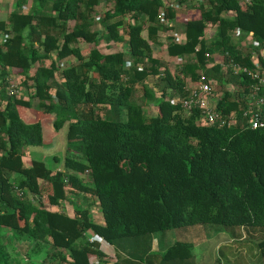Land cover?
I'll list each match as a JSON object with an SVG mask.
<instances>
[{
    "label": "trees",
    "instance_id": "16d2710c",
    "mask_svg": "<svg viewBox=\"0 0 264 264\" xmlns=\"http://www.w3.org/2000/svg\"><path fill=\"white\" fill-rule=\"evenodd\" d=\"M108 1L98 17L101 0H15L0 19V96L8 101L0 108V232L13 238L0 236V264H37L31 254L41 264H96L93 258L107 264L90 233L113 249L114 264H199L192 243L177 241L158 253L150 241L155 233L197 225L222 227L232 243L253 234L264 255V130L247 124L238 94L226 93L218 105L223 114L237 112L230 128L203 125L197 112L187 116L172 101L175 94L184 98L186 83L208 65L240 86L246 75L225 72L223 64L254 69L257 61L264 69V0L201 4L199 18L185 23V43L169 41V58L190 60L177 74L154 56L153 45L177 19L173 5L186 0ZM210 26L216 33L208 39ZM103 41L121 49L102 53ZM69 59L76 63L64 67ZM10 71L24 77L28 100L8 95ZM152 76L160 80V97L149 86ZM139 87L142 103L135 99ZM149 104L159 108L155 117L145 113ZM102 106L110 118L98 115ZM29 110L56 116L58 131L69 122L64 170L24 163L27 148L45 143L41 121H24ZM123 111L125 120L112 119ZM81 196L96 200L103 223L81 205L73 216L61 210Z\"/></svg>",
    "mask_w": 264,
    "mask_h": 264
},
{
    "label": "rangeland",
    "instance_id": "374dc122",
    "mask_svg": "<svg viewBox=\"0 0 264 264\" xmlns=\"http://www.w3.org/2000/svg\"><path fill=\"white\" fill-rule=\"evenodd\" d=\"M109 5L110 3L108 0H101L100 6L97 8V16L99 17L104 12H106V10L109 8ZM14 8L15 0H0V19L6 20L8 15ZM199 16L200 13L198 7L187 8L184 11L177 12V19L174 22L173 27L168 31H161L158 36V39L160 40V42L158 41L159 44L153 45L154 56L158 58L173 74H177L180 71V65L176 59L169 58L167 55V47L169 45V41L173 40L176 44L183 43L186 21L197 19L199 18ZM95 29H97L98 31H103V29L99 26ZM215 33L216 29L210 26L206 30V37L210 39L215 35ZM145 36L147 35L145 34ZM1 41L2 39L0 38V42ZM248 43L250 42L247 41L246 45ZM118 48L119 46L115 45L108 46L104 41L99 46V50L105 54ZM83 49V55L87 57L90 53V48L85 46ZM186 61L190 62V60ZM221 61H223V57H217V62L221 63ZM61 63L64 67H67L69 65L75 64L76 62L73 59H69ZM44 65L49 66L50 61L45 62ZM213 67V64L208 65L204 71H201L199 73H204V75L206 74L210 79H212L214 83L220 88V93L222 94L227 85L233 83L228 82L225 75L220 77L221 75L215 73L214 70H212ZM34 69L35 68L33 67L30 74L34 72ZM9 78L10 83L16 88L17 91L20 92L18 97H20L22 100H28V89L27 87L23 86V82L25 81L24 77L20 76L17 72L10 71ZM57 80H60V77H57ZM160 85L161 83L158 79V76H152L150 78L149 86L150 88L155 90L156 95L159 97L161 96V94L159 93ZM190 87L191 82L188 81L186 83V89H190ZM52 94H54V90H52ZM171 94L173 93L169 91L167 94V98H170ZM142 95V87H139L136 91L135 99L140 101ZM182 99L183 97L178 94H175L172 97V101L176 104H181ZM142 102L143 101L141 100L140 103ZM7 103L8 101L5 99V97L0 96V108H4ZM37 103L38 102L34 100L33 106H36ZM25 113V122L34 123L37 120L41 121L45 135V143L42 146H31L27 148L24 155V162L27 164L32 160H39L43 161L51 170L63 169L65 158L71 155L67 150L66 138L69 122H67L65 126L58 131L54 127L56 116L46 115L42 113L37 114L34 110L25 111ZM97 113L99 116L104 118H110L112 115V112L110 111L108 106L98 107ZM145 113L148 117H155L159 113V108L156 105L149 104L145 108ZM112 119L117 121L125 120V112L123 111L119 115H113ZM67 173L71 174V172L68 170ZM81 178L85 182L90 181V179L86 176H82ZM41 201L46 208L50 210H58V208L50 207L46 199ZM72 204H75L76 206L81 205L83 208H85L87 211V217L95 223H103L99 205L97 206V203L93 198L81 196L76 197L74 201L69 198V200L63 203L61 210L71 213ZM0 236H3L8 240L13 239L10 232L6 230H1ZM152 240L153 249H155L156 252L165 251L169 246L177 241L192 243L194 245V253L199 264H264V255L258 248V244L260 241L258 240L257 236L252 234L247 240L236 241L232 243L229 238V234L226 235V232L222 230V227L209 225L182 227L167 231L165 233H155L154 235H152L150 241L152 242ZM221 246L223 248L221 252H219V248ZM16 248H18V252L23 253L22 249L24 248V245ZM103 248L106 250L108 256L107 264H114L115 255L110 249V246H103ZM25 258L28 259L29 257H25L24 255L23 261H25ZM31 260L33 263L41 264V259L33 256L32 254L30 255V261Z\"/></svg>",
    "mask_w": 264,
    "mask_h": 264
},
{
    "label": "built area",
    "instance_id": "2783aa9c",
    "mask_svg": "<svg viewBox=\"0 0 264 264\" xmlns=\"http://www.w3.org/2000/svg\"><path fill=\"white\" fill-rule=\"evenodd\" d=\"M206 0H186L185 5L174 4L176 12H181L187 8L199 7ZM253 0H241L242 6H249ZM176 21V20H175ZM175 21L167 22V27L171 29ZM242 35L241 31L234 33L235 38ZM247 41H253V34H249ZM185 43V38L184 42ZM183 43H180L183 44ZM179 44V43H177ZM180 67L188 62V58H176ZM254 69L241 67L234 63L223 64L222 68L225 72L230 71L234 75H246V84L244 86L228 84L224 92L220 93V88L206 75L200 74L195 82L191 81L190 89H186V96L182 99L181 107L185 115H192L194 112L199 114L200 123L206 126H218L219 128H230L237 123V112L223 114L219 111L218 105L225 97L226 93L238 94L241 99L238 100L240 109L250 128L254 130H264V69L254 61ZM126 68L130 69L131 64L127 62ZM19 91L11 84L8 89V95L15 97L19 95ZM90 243H99L101 249L106 253L103 246L108 247L99 236L90 234L87 236ZM98 264V261L93 260Z\"/></svg>",
    "mask_w": 264,
    "mask_h": 264
},
{
    "label": "crops",
    "instance_id": "0c3cea01",
    "mask_svg": "<svg viewBox=\"0 0 264 264\" xmlns=\"http://www.w3.org/2000/svg\"><path fill=\"white\" fill-rule=\"evenodd\" d=\"M174 59H176V58H174ZM24 161H25V159H24ZM25 163V162H24ZM31 163V162H30ZM30 163H25L26 165H30ZM60 170V169H59ZM96 201V200H95ZM97 203V202H96ZM97 206H98V203H97ZM75 208H76V205L75 204H72V207H71V213L70 212H66L68 215H70V216H73L74 215V210H75ZM99 224H101V223H99ZM91 234V233H90ZM90 234H88V235H90ZM87 235V236H88ZM173 245V244H172ZM171 245V246H172ZM170 247V246H169ZM152 248H153V243H152ZM110 249L113 251V249L110 247ZM153 251H155V249H153ZM156 252V251H155ZM161 252H164V251H158V253H161ZM113 253H114V251H113ZM108 259V258H107ZM95 260V259H94ZM117 262V259L115 258V263ZM113 264V263H112ZM237 264V263H236Z\"/></svg>",
    "mask_w": 264,
    "mask_h": 264
}]
</instances>
